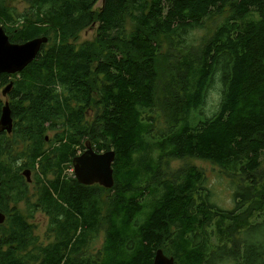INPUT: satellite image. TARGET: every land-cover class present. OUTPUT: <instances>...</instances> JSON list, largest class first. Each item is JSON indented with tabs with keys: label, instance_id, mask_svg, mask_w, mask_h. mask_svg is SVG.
Returning <instances> with one entry per match:
<instances>
[{
	"label": "trees",
	"instance_id": "1",
	"mask_svg": "<svg viewBox=\"0 0 264 264\" xmlns=\"http://www.w3.org/2000/svg\"><path fill=\"white\" fill-rule=\"evenodd\" d=\"M12 1L0 0L10 41L48 38L18 73L32 113L24 139L37 138L31 164L42 166L28 211L50 218L53 241L38 244L26 222L0 226V264H152L159 249L175 264H264V0H25V12ZM59 105L62 142L45 148L46 109ZM85 140L115 152L111 189L63 166ZM190 159L238 183L232 209L211 201L202 169L169 165Z\"/></svg>",
	"mask_w": 264,
	"mask_h": 264
},
{
	"label": "flooded vegetation",
	"instance_id": "2",
	"mask_svg": "<svg viewBox=\"0 0 264 264\" xmlns=\"http://www.w3.org/2000/svg\"><path fill=\"white\" fill-rule=\"evenodd\" d=\"M21 80H23L21 74H9L7 83L0 88V92L2 90L0 97L3 99L4 104L6 102L9 103L11 117L13 120L11 132L0 128V133L2 135L0 137V142L2 144L0 149V211L5 215V221L0 224V226L7 225L8 228L9 225H13L15 221L21 222L22 225L24 222H26L29 226V229L32 231L33 227L28 220L33 219V221H35V215L40 213V208H34L33 212L28 211L30 213V217L27 216L26 218L25 215L19 210L18 205L25 203V189H29L30 184L35 180L36 183L39 182L36 172L39 171L42 166L38 164V166L36 165V167H33L31 164V158L33 155V152L31 153L30 151V146L33 144L31 138H34L35 141L37 138L32 134L31 137L24 139L26 135V126L29 124L28 120L26 119V114L32 113L28 112L31 108V104L29 100H24V91L22 89L23 85ZM8 86H10L9 90L3 94V91ZM54 87H56V89H53L55 93L59 92L62 94L64 92V89L60 84L57 86L54 85ZM12 94L16 95V98L13 97ZM31 103L33 104L34 101L31 100ZM40 104L41 101L35 105V108L37 109ZM65 109L66 105H59L57 114H55L56 109L54 107L46 109V112L50 110V113H48L49 118L44 120V129L46 132L45 142L43 145L45 148H49L50 144L55 143L58 146L61 144V135L66 129L67 124L66 116L63 115ZM87 115L88 112H86L85 115L86 119ZM88 143V141H84V150L78 151L75 157L83 154L87 150ZM26 144L28 145L27 149L25 148ZM27 150L29 155L26 153ZM59 152L60 151H58L55 155H52L51 158H53V160L55 159L56 161H59L61 159V156L58 159ZM48 156L49 153L47 152L43 158ZM70 156L71 153L69 151V159L67 162L63 163V166L72 165V168H68L67 172H70L72 177L76 178L73 165V160L75 157ZM42 161L44 160L41 159L38 162L41 163ZM26 172H28V176H26ZM70 173H68L69 176H71ZM28 210H30V208Z\"/></svg>",
	"mask_w": 264,
	"mask_h": 264
},
{
	"label": "water",
	"instance_id": "3",
	"mask_svg": "<svg viewBox=\"0 0 264 264\" xmlns=\"http://www.w3.org/2000/svg\"><path fill=\"white\" fill-rule=\"evenodd\" d=\"M47 42V37H36L23 43L11 42L4 27L0 24V75L22 71L37 58L43 45ZM9 88L10 86L3 91V94ZM12 127L11 109L9 103L6 102L2 108L0 128L11 132ZM114 160L115 152L113 150L99 153L88 143L87 150L73 160L75 177L84 185L98 184L111 189L115 183ZM28 175L26 172V176ZM4 221L5 215L0 211V224ZM152 264H175V259L167 256L162 249H159L156 251Z\"/></svg>",
	"mask_w": 264,
	"mask_h": 264
},
{
	"label": "rangeland",
	"instance_id": "4",
	"mask_svg": "<svg viewBox=\"0 0 264 264\" xmlns=\"http://www.w3.org/2000/svg\"><path fill=\"white\" fill-rule=\"evenodd\" d=\"M100 5L101 0L97 3V6ZM11 6H15L19 12H25L29 8V4L25 0H14L11 2ZM96 28V26H92L83 30L77 40L78 43L92 40L96 33ZM220 89V83L215 81L213 87L210 88L208 92L205 109L212 110V108L217 105L220 98ZM1 93L2 90L0 94ZM27 147L28 145L26 144L25 148L27 149ZM27 155H29L28 152ZM185 164L195 165L203 170L207 178L208 187L212 192L211 201L214 204L223 209L233 208V191L238 185L236 181H232V179L228 177L220 167L208 161L190 159L186 161H171L169 163L171 168H179ZM39 183L40 182L36 183L35 180L30 184V188L28 189L29 191L27 193L28 196L25 198V203L18 205L19 210L25 215L26 218L27 216L30 217V213L28 212L29 205L27 204V201H29V203H34L37 201L40 188ZM28 221L33 227V235L38 238V244L46 246L53 241L51 231H49L50 218L45 213L40 211V213L35 215V221H33V219H29ZM103 240L104 234L103 231H101L93 242L94 249H99L103 243Z\"/></svg>",
	"mask_w": 264,
	"mask_h": 264
},
{
	"label": "bare ground",
	"instance_id": "5",
	"mask_svg": "<svg viewBox=\"0 0 264 264\" xmlns=\"http://www.w3.org/2000/svg\"><path fill=\"white\" fill-rule=\"evenodd\" d=\"M45 1V0H44Z\"/></svg>",
	"mask_w": 264,
	"mask_h": 264
}]
</instances>
